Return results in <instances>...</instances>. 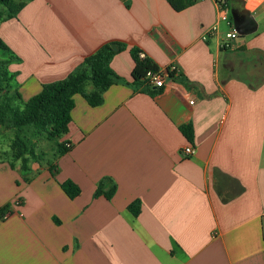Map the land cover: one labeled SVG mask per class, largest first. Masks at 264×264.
I'll return each mask as SVG.
<instances>
[{"label": "crops", "instance_id": "0c3cea01", "mask_svg": "<svg viewBox=\"0 0 264 264\" xmlns=\"http://www.w3.org/2000/svg\"><path fill=\"white\" fill-rule=\"evenodd\" d=\"M12 1L0 39L25 102L105 44L127 48L100 106L74 97L55 175L46 161L28 173L0 162V264H264V0H230V25L213 0L180 12L167 0ZM231 25L239 36L222 48ZM133 47L177 76L135 86ZM107 178L113 197H95Z\"/></svg>", "mask_w": 264, "mask_h": 264}, {"label": "trees", "instance_id": "16d2710c", "mask_svg": "<svg viewBox=\"0 0 264 264\" xmlns=\"http://www.w3.org/2000/svg\"><path fill=\"white\" fill-rule=\"evenodd\" d=\"M199 0H167L169 5L177 12L183 11L194 5ZM129 7V5H127ZM12 0H0V26L2 22L14 18L12 11ZM112 44L118 45V51L112 48ZM127 46L123 43H108L102 46L96 53L86 57L66 78L45 83L42 90L27 102L22 100L17 87L10 91L5 87L14 81L15 74L9 71L12 59H0V133L2 130H15L16 139L12 145L14 159L21 163L23 173L30 171L32 161H46L53 175L57 173V166L54 161L69 151V147L60 139L68 132L71 122V113L75 107L74 97L83 96L92 107L100 106L104 101L105 92L113 85L122 82L121 77L111 67L113 58ZM0 50L10 51L8 45L0 39ZM142 51L133 47L130 54L135 62L132 77L135 86L146 85L145 76L149 70L156 71L158 67L155 62L145 55L140 57ZM149 90H152L149 87ZM20 103L22 105H20ZM31 131L33 137H43L53 142L56 147L50 159H44L46 153L41 157L29 147L27 139L20 133ZM186 138L193 142L194 128L191 124L181 127ZM14 163H11L14 166ZM110 187L105 191L106 184ZM62 189L70 198H75L80 189L72 180L61 183ZM117 186L112 179H105L98 184L95 197L104 195L111 199L116 192ZM141 209L139 201L130 206L134 215H138ZM8 211L5 206L0 210V218Z\"/></svg>", "mask_w": 264, "mask_h": 264}, {"label": "built area", "instance_id": "2783aa9c", "mask_svg": "<svg viewBox=\"0 0 264 264\" xmlns=\"http://www.w3.org/2000/svg\"><path fill=\"white\" fill-rule=\"evenodd\" d=\"M230 0H213L217 7L218 20L220 22H225L227 24H231L230 21ZM246 4L250 3L251 0H243ZM218 32V25L212 26L207 33L204 35V39L215 35ZM239 36V32L236 27H230L229 31L225 35V39L223 40L221 47L227 48L230 46L231 41L237 39ZM141 58H145V53H140ZM178 68L176 65H169L165 68H159L156 71L149 70L145 76V82L149 87L155 88H163L165 86L166 80L177 76ZM193 102V100L191 101ZM183 154L185 156H191L194 154V148L191 145L186 146L183 149ZM19 203V202H18ZM8 214H4L1 218L7 219Z\"/></svg>", "mask_w": 264, "mask_h": 264}, {"label": "rangeland", "instance_id": "374dc122", "mask_svg": "<svg viewBox=\"0 0 264 264\" xmlns=\"http://www.w3.org/2000/svg\"><path fill=\"white\" fill-rule=\"evenodd\" d=\"M3 23L5 22H2V24ZM0 59L1 60L2 59H12L10 64H17L20 62L18 57H16V55L12 51L0 50ZM17 77H18L17 74H15V81H12L9 85L5 84L4 88L9 89L10 91H14L15 86H17L16 85ZM1 93H2V90L0 89V94ZM31 94H33L31 90H24L22 100L25 102L27 98L32 96ZM20 105L22 104L20 103ZM16 133L17 132L15 130H11V129L2 130V132L0 133V162L5 161V160L11 163L16 162L14 159V153L12 150V145L16 139ZM20 135H23L25 139L29 141L28 142L29 147L32 148L40 157H41V153H46L45 156H43L45 160L48 158L50 159V157H52L53 149L56 147V145L53 142H49L43 137L34 138L31 131L25 130L24 132L20 133Z\"/></svg>", "mask_w": 264, "mask_h": 264}, {"label": "water", "instance_id": "95a60500", "mask_svg": "<svg viewBox=\"0 0 264 264\" xmlns=\"http://www.w3.org/2000/svg\"><path fill=\"white\" fill-rule=\"evenodd\" d=\"M112 48H113L115 51H118V45H116V44H112Z\"/></svg>", "mask_w": 264, "mask_h": 264}]
</instances>
